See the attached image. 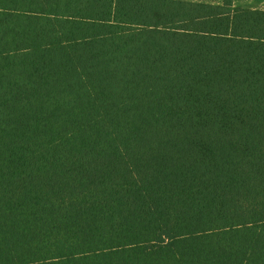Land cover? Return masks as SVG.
Listing matches in <instances>:
<instances>
[{
    "label": "trees",
    "instance_id": "16d2710c",
    "mask_svg": "<svg viewBox=\"0 0 264 264\" xmlns=\"http://www.w3.org/2000/svg\"><path fill=\"white\" fill-rule=\"evenodd\" d=\"M0 264H264V11L0 0Z\"/></svg>",
    "mask_w": 264,
    "mask_h": 264
},
{
    "label": "crops",
    "instance_id": "0c3cea01",
    "mask_svg": "<svg viewBox=\"0 0 264 264\" xmlns=\"http://www.w3.org/2000/svg\"><path fill=\"white\" fill-rule=\"evenodd\" d=\"M172 1H185V0H172ZM222 0H219L218 3H213L212 1L204 0V2H190L189 3H199V4H220ZM233 7L244 10H262L264 11V0H233Z\"/></svg>",
    "mask_w": 264,
    "mask_h": 264
},
{
    "label": "rangeland",
    "instance_id": "374dc122",
    "mask_svg": "<svg viewBox=\"0 0 264 264\" xmlns=\"http://www.w3.org/2000/svg\"><path fill=\"white\" fill-rule=\"evenodd\" d=\"M185 1H190V2H198V1H201V2H204V0H185ZM208 1H212L213 3H218L219 0H208ZM236 9H238V7H236Z\"/></svg>",
    "mask_w": 264,
    "mask_h": 264
}]
</instances>
